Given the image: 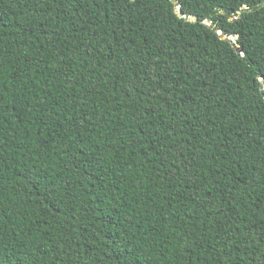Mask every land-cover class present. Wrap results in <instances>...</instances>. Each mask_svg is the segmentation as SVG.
I'll return each mask as SVG.
<instances>
[{"label":"trees","instance_id":"obj_1","mask_svg":"<svg viewBox=\"0 0 264 264\" xmlns=\"http://www.w3.org/2000/svg\"><path fill=\"white\" fill-rule=\"evenodd\" d=\"M177 9L0 0V264H264V96L219 0Z\"/></svg>","mask_w":264,"mask_h":264},{"label":"snow or ice","instance_id":"obj_2","mask_svg":"<svg viewBox=\"0 0 264 264\" xmlns=\"http://www.w3.org/2000/svg\"><path fill=\"white\" fill-rule=\"evenodd\" d=\"M139 2L140 0H127L129 5H134ZM174 2L177 3L179 10V4L186 3V0H174ZM219 4L220 11L218 15L220 19L216 21L217 26L215 27V32L220 37L233 42L234 51L239 58L247 62L249 69L253 70V82L259 88L261 96H264V51L254 55L248 51L247 45H239L238 41L240 40V35L235 31H233L230 36L226 35L227 31L230 30L229 25L232 24L234 27L233 22L248 19L254 14L264 12V0H219ZM225 18H228V23H225ZM121 19H123L122 13ZM194 19L199 21L200 17L195 16ZM170 138L169 136V139ZM30 178L36 181L38 190L45 187L47 184V178L44 176L37 174L34 177L30 176ZM114 248L119 250L120 244L114 243ZM119 254L123 255V251L121 250ZM128 255H133V258L137 261V264H139L138 258H136L133 253L129 252ZM117 258H119V256Z\"/></svg>","mask_w":264,"mask_h":264},{"label":"water","instance_id":"obj_3","mask_svg":"<svg viewBox=\"0 0 264 264\" xmlns=\"http://www.w3.org/2000/svg\"><path fill=\"white\" fill-rule=\"evenodd\" d=\"M173 1H174V0H173ZM176 12H177V14H178L179 16H181V15H180V11H179L178 9H177ZM189 19H190V20H195L193 17H189ZM204 22H205V23H208L207 20H204Z\"/></svg>","mask_w":264,"mask_h":264}]
</instances>
